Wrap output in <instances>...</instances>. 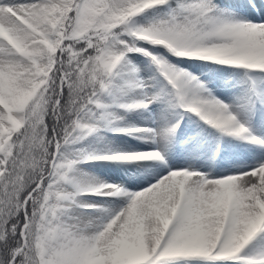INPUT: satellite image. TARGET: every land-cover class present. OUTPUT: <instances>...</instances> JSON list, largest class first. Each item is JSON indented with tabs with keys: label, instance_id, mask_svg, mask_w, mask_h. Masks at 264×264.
Segmentation results:
<instances>
[{
	"label": "snow or ice",
	"instance_id": "6c2138e0",
	"mask_svg": "<svg viewBox=\"0 0 264 264\" xmlns=\"http://www.w3.org/2000/svg\"><path fill=\"white\" fill-rule=\"evenodd\" d=\"M0 264H264V0H0Z\"/></svg>",
	"mask_w": 264,
	"mask_h": 264
},
{
	"label": "bare ground",
	"instance_id": "6f19581e",
	"mask_svg": "<svg viewBox=\"0 0 264 264\" xmlns=\"http://www.w3.org/2000/svg\"><path fill=\"white\" fill-rule=\"evenodd\" d=\"M199 63L200 62H197V64L191 65L190 66V70H196V69H198ZM130 115H131V117H132V119L134 121L135 120V114H130ZM144 123H147V121H144ZM108 136H109L110 139L112 138L111 137V134L110 135L108 134ZM89 139H91V138H89ZM129 139L130 140L127 141L126 139H124L123 137H121V138H118L117 142L120 143V142L126 141L128 144H131V145L134 146L133 149H136V146H137V148H140L141 149L140 151H147V150H150L151 148H153L155 146V145H149V144H142L141 141H139V140H133L131 137ZM234 143H236V142H234ZM80 144H82V148H83V145H84V148H89V144H88L87 141L81 142ZM209 147H210L209 145H205L204 149H201V151H207ZM233 150H235L237 152L241 151L239 148H233V146L230 145L229 146V151L231 152ZM217 159L219 160V156H217ZM182 160H183V156L179 153V150H176V151H174L171 154V162L172 163H174V164L181 163ZM99 163H101V162H99ZM148 163H152V162H148ZM197 163L207 164L208 161L206 159H201V160L197 161ZM97 164L98 163H93L91 165L86 164L85 167L83 165L80 166V167L83 170V172H85V173H86V170L89 172V170H91V169L92 170L94 169L96 171L98 170L99 173H101V172H108V173H110L113 170L115 172V176L116 175L119 176V173H117L118 170H117L116 167H114V166H112L110 164H107L106 162H105V166H100V165H97ZM151 171H153V169H151V168H147V169H144L143 170V172H151ZM134 175H135V173H132L131 176H130V178L132 176H134ZM96 177L100 178L101 176H96Z\"/></svg>",
	"mask_w": 264,
	"mask_h": 264
},
{
	"label": "rangeland",
	"instance_id": "374dc122",
	"mask_svg": "<svg viewBox=\"0 0 264 264\" xmlns=\"http://www.w3.org/2000/svg\"><path fill=\"white\" fill-rule=\"evenodd\" d=\"M197 64V63H195ZM193 65V64H192ZM190 70V69H189ZM199 74V73H197ZM209 76V78L212 77V73H208L207 74ZM144 123V122H142ZM111 133H109L110 135ZM124 139H126L127 141L130 140L129 138L130 137H123ZM225 139H228V138H225ZM236 143H239V142H236ZM74 148H82V144H77L75 146H72ZM83 148H84V145H83ZM135 151H140L141 149L140 148H137L136 146V149H133ZM220 159V157H219ZM101 163L99 162H96L98 163L97 165H100V166H105V161H100ZM107 164H109L108 162H106ZM153 163V162H152ZM154 163H158V162H154ZM86 164H84L83 166L85 167ZM82 166V165H81ZM113 169V168H112ZM118 170V169H117ZM113 172V173H112ZM117 173H119V176L116 175L115 176V172L112 170L110 173L108 172H101L99 173L98 170H89V172L86 170V174H88L89 176H93V177H96V176H101L100 178L101 179H105V180H108L109 182H112V183H119V182H122V179H128L130 178L131 174H127V175H124L122 174L119 170L117 171ZM114 175V176H113ZM85 199H91V200H99L101 199L100 197H85Z\"/></svg>",
	"mask_w": 264,
	"mask_h": 264
}]
</instances>
